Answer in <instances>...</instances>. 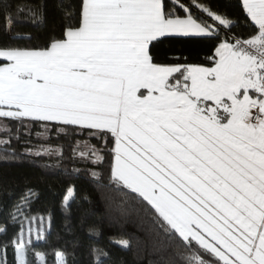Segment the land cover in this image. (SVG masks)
Instances as JSON below:
<instances>
[{
	"label": "snow or ice",
	"instance_id": "snow-or-ice-1",
	"mask_svg": "<svg viewBox=\"0 0 264 264\" xmlns=\"http://www.w3.org/2000/svg\"><path fill=\"white\" fill-rule=\"evenodd\" d=\"M241 8L243 21L206 0H61L62 38L0 47V159L102 167L110 153V183L146 204L183 264H264V0ZM187 40L213 42L208 66L155 62L153 47ZM37 196L27 189L0 225L19 227L0 264L10 246L15 264H70L36 250ZM74 200L69 187L65 211Z\"/></svg>",
	"mask_w": 264,
	"mask_h": 264
},
{
	"label": "trees",
	"instance_id": "trees-1",
	"mask_svg": "<svg viewBox=\"0 0 264 264\" xmlns=\"http://www.w3.org/2000/svg\"><path fill=\"white\" fill-rule=\"evenodd\" d=\"M71 2L78 5L80 0ZM206 2L233 19H246L241 0ZM20 8L24 11H18ZM8 13H11L10 24ZM65 23L61 0H0V47L43 48L53 38L63 37ZM239 31L243 32V23ZM11 36L19 38L11 39ZM213 50L211 41L187 40L166 41L151 52L155 62L161 64L208 66L207 57ZM52 146H57L55 140ZM12 147L18 154L23 152L22 144L13 142ZM105 157L102 167L66 160L61 167L53 168L44 166L54 162L49 158L0 159V225L7 223L13 205L30 188L38 193L31 204V215L48 219L45 238L36 243V250L46 253L50 262L54 260V251L60 250L69 254L70 264H97L92 250L102 249L107 255L99 257L101 264H183L175 251L177 241L167 240L146 204L110 183L112 156L105 153ZM93 171L100 173L101 179H94ZM69 187L74 190L75 200L70 210L65 211L62 201ZM18 230V226L8 225L7 235L0 236V243L11 240ZM119 240H128L130 246L121 247L116 243ZM7 259L8 264H15L11 246L7 249Z\"/></svg>",
	"mask_w": 264,
	"mask_h": 264
},
{
	"label": "rangeland",
	"instance_id": "rangeland-1",
	"mask_svg": "<svg viewBox=\"0 0 264 264\" xmlns=\"http://www.w3.org/2000/svg\"><path fill=\"white\" fill-rule=\"evenodd\" d=\"M37 218H40V217H37ZM43 218H44L43 227H44V229H46V227H47V223H48V219H47V217H43ZM25 227H28V225H25ZM31 227H32V229H33V233H32V235H33V239H35V236H36V230L39 229V228L41 227V224H40V222H39V219H37L35 222H33V223L31 224Z\"/></svg>",
	"mask_w": 264,
	"mask_h": 264
}]
</instances>
